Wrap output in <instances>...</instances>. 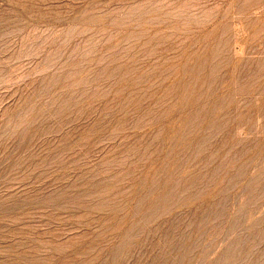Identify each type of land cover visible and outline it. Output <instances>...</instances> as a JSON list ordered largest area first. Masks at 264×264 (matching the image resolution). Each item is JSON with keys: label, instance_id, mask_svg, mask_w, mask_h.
<instances>
[{"label": "rangeland", "instance_id": "rangeland-1", "mask_svg": "<svg viewBox=\"0 0 264 264\" xmlns=\"http://www.w3.org/2000/svg\"><path fill=\"white\" fill-rule=\"evenodd\" d=\"M185 80L191 101L207 89L198 104L231 123L224 135L232 129L251 146H264V0H0V264H108L140 205V185L171 158L173 113ZM241 84L249 90L236 91ZM221 136L207 150L212 166ZM255 150L237 159L252 163L250 176L264 169ZM175 175L193 177L186 170ZM260 179L254 196L247 179L225 189L181 190L157 219L139 220L147 224L144 234L133 236L121 264H221L217 258L234 239L241 243H234L232 264H264ZM85 180L97 188L82 201L87 210L59 199L71 205L64 212L48 199L62 186L81 193L84 184H70ZM189 191L196 194L190 198ZM145 197L156 199L158 190ZM42 201L47 205L37 207ZM249 201L245 213L239 205ZM9 205L16 207L14 220L3 216ZM110 209L120 221L101 220Z\"/></svg>", "mask_w": 264, "mask_h": 264}, {"label": "bare ground", "instance_id": "bare-ground-1", "mask_svg": "<svg viewBox=\"0 0 264 264\" xmlns=\"http://www.w3.org/2000/svg\"><path fill=\"white\" fill-rule=\"evenodd\" d=\"M187 2H189V0H187ZM196 2V1H195ZM146 3H150L149 1ZM175 3V2H172ZM171 3V4H172ZM183 3V1H182ZM197 3H199V1H197ZM140 4V3H139ZM157 4H159L160 7L165 6V2L159 1ZM176 4V3H175ZM169 5V4H168ZM167 5V6H168ZM193 5V4H191ZM196 5V4H195ZM200 5V4H199ZM143 6V5H142ZM146 5H144L143 7H145ZM152 6V5H151ZM158 7V6H157ZM155 7L156 9H152V12H157L158 10H160L159 8ZM172 7V5H171ZM186 7V6H185ZM148 8V7H145ZM168 8V7H167ZM164 9L165 10V14L167 15H172V9ZM175 8V7H174ZM143 9V8H142ZM149 9H146V11ZM151 10V8H150ZM149 10V11H150ZM176 11V10H175ZM190 11V10H189ZM145 13V10L143 11ZM180 14V10L178 11ZM147 13V12H146ZM159 13V12H157ZM163 13V16H164ZM156 14V13H155ZM183 15H185V12L183 10L182 12ZM181 14V16H182ZM141 15V14H140ZM176 15V14H175ZM174 15V16H175ZM125 16V15H124ZM132 16H135L132 14ZM129 16L127 17H132ZM161 16V15H160ZM179 16V15H178ZM180 16V18H181ZM155 17H159V16H155ZM166 17V16H165ZM185 17V16H183ZM139 19V18H138ZM186 20V19H185ZM194 22V21H193ZM190 23V22H189ZM131 35V33H130ZM129 35V36H130ZM128 40V39H127ZM144 44V43H143ZM146 44V43H145ZM158 47V46H157ZM121 50V49H120ZM123 51V50H122ZM127 54H129L127 52ZM124 56V54H123ZM143 58V57H142ZM116 59V58H115ZM168 59V58H167ZM225 59V58H224ZM114 61V60H113ZM142 62V61H141ZM73 63V62H72ZM201 63V62H200ZM263 63V62H262ZM199 65V64H198ZM201 65V64H200ZM200 73H202L203 67L201 68ZM103 70V69H102ZM213 70V69H212ZM185 71V70H184ZM210 71V70H208ZM218 71V70H217ZM216 71V72H217ZM90 72V71H89ZM214 72V71H213ZM235 72V71H234ZM198 73V72H197ZM215 73V72H214ZM127 74V73H126ZM196 74V73H195ZM205 76V73L203 74ZM76 76V75H75ZM78 76V74H77ZM86 76V75H85ZM201 76V75H198ZM210 78L215 77L212 74L210 75ZM235 76V74H234ZM74 77V76H73ZM87 78V77H85ZM181 80V79H180ZM91 82V81H89ZM204 82V81H203ZM195 83V82H194ZM208 83V82H207ZM212 83V81L210 82ZM209 83V85H210ZM236 83V81H235ZM248 84V83H247ZM179 85V84H178ZM181 85L184 86V92L182 94H180V98H179V105L177 106V108L174 110L173 113V118L175 119V124L172 125V131H173V140L170 142L172 144L169 145L170 147L168 148L170 151L169 153L167 152L168 157L171 156L170 159H168V161L165 162V164H160L157 168V170H155L156 174H154L153 177H151V179L148 182H144L140 185L139 190L136 194V198L138 199V201H140V205L135 207L133 209V211H131L128 217V226L127 228H125L122 232H120V242L118 243V245L116 247H114L113 249H109L110 250V261L108 262V264H121L120 260H121V253H125L134 243V238L133 236L140 238V236L142 234H144L145 231V224L144 223H140L139 220L141 219V221L143 219H145L146 221H154V219L156 218L157 215H159L161 212H163L164 210L168 209L170 206H172V201H179V192L181 190H193V189H200V188H209V190L213 189L214 187L216 188H222L225 189L228 187L229 184L233 185V184H237L240 181H243V179H247L249 182V187L248 191L250 194H252V196H254V193L258 190L254 189L253 187H255L254 183L257 184L256 182L261 181L260 178H262L264 180V177L262 175H264V169L261 171V173L256 176V175H248V171L252 165V163H239L238 162V158L243 154H246L249 152V150L251 148H255L256 152H255V156H260L262 158H264V146L260 147V144H257L256 146H251V144L249 142H244L243 140H240V136L236 135V132L234 130L231 129V131H229V133L227 132L224 135V130L226 128H228L230 126L231 123H229V121L227 120H223L222 117L216 113L214 110H204V108H202L203 106L199 105L198 102L202 101L204 98H207L205 93H207V89H204L202 92L200 90V92L193 98V101H191V96L190 99L187 97L186 95V91H187V86L188 83L185 81L181 82ZM194 85V84H193ZM208 85V84H207ZM202 86V85H201ZM217 86V85H216ZM237 86V85H236ZM239 86V85H238ZM231 87V86H230ZM245 87V88H244ZM206 88V87H205ZM208 88V87H207ZM219 89V88H218ZM58 90V89H57ZM64 90V89H63ZM94 90V89H93ZM249 90L248 87H246L244 84H241V86H239V88H236V91L238 92H247ZM67 90H65L66 92ZM206 91V92H205ZM208 91H210L208 89ZM235 91V92H236ZM64 92V91H63ZM68 92V91H67ZM71 92V91H70ZM73 92V90H72ZM75 92V91H74ZM73 92V93H74ZM87 92V91H86ZM98 91L96 90V93ZM193 93V91H191ZM211 92V91H210ZM93 93V92H92ZM96 93H93L96 94ZM145 93V92H144ZM239 94V93H238ZM191 95V94H190ZM215 96V95H214ZM89 97V95H88ZM86 98V97H85ZM132 100V99H131ZM215 101V100H214ZM142 102V101H141ZM216 103V102H215ZM224 103L226 104V102L224 101ZM215 106V105H214ZM219 106V105H217ZM227 106V105H226ZM229 106V105H228ZM161 107V106H160ZM223 107V106H221ZM220 107V108H221ZM252 107V106H251ZM157 108V107H156ZM79 109V108H78ZM259 109L262 111L264 109V105L259 106ZM90 112V111H89ZM163 114V113H162ZM253 114V113H252ZM148 117V115H147ZM201 117H204L206 119V124L203 125L200 123L199 119ZM226 117V116H225ZM237 117V116H236ZM88 118V117H87ZM231 118V117H230ZM236 119V118H235ZM204 120V119H203ZM140 121V120H139ZM58 122V121H57ZM61 122V121H60ZM160 122V121H159ZM167 123V122H166ZM240 123V121H239ZM248 123H250V125L253 127L254 124L256 122H254L252 119L248 120ZM134 125V124H133ZM237 125V124H236ZM258 127V126H257ZM256 128V127H255ZM263 128H264V124H263ZM170 129V128H169ZM238 130L241 128H237ZM249 129V128H248ZM257 129V128H256ZM159 130V129H158ZM239 130V131H240ZM252 130V129H251ZM255 131V130H254ZM262 131V130H261ZM220 132H223V136H221V139L223 138V140L225 139L224 143H222V145L215 151V155L216 158L218 160V164L215 166H212L211 163L212 160L215 159V157H213L212 154H210L207 150L208 148L211 146V140L216 138L218 136V133L220 134ZM241 133V132H239ZM263 133V132H262ZM264 134V133H263ZM257 135V134H256ZM126 136V135H125ZM263 136V135H262ZM242 138V136H241ZM163 140V139H162ZM254 140V139H253ZM252 140V141H253ZM250 141V142H252ZM140 142V141H139ZM215 142V141H214ZM213 142V143H214ZM143 143V142H142ZM124 145V144H123ZM133 145V144H132ZM213 145V144H212ZM125 146V145H124ZM176 146H178L176 148ZM29 146H26L25 148H28ZM148 148V147H147ZM74 149V147H73ZM91 149V148H90ZM144 149V147H143ZM26 151V149H24ZM152 150V149H151ZM150 150V151H151ZM213 150V149H212ZM69 151V150H68ZM135 151V150H134ZM143 151V150H142ZM146 151V150H144ZM28 152V151H27ZM74 152V151H73ZM72 152V153H73ZM147 152V151H146ZM139 153V152H138ZM37 154V153H36ZM145 154V152H144ZM34 155V154H33ZM72 155V154H71ZM127 155V154H126ZM141 155V154H140ZM147 155V153H146ZM114 156V155H113ZM139 156V155H138ZM166 156V155H165ZM181 156L185 157V161L184 162H180L179 158L182 159ZM52 157V156H51ZM165 158V157H164ZM163 158V159H164ZM88 159V158H87ZM162 159V161H163ZM41 160V159H40ZM51 160V159H50ZM113 159H111L112 161ZM250 160V158H249ZM255 160V159H254ZM46 162V160H44ZM119 161V160H118ZM117 161V162H118ZM122 160H120L119 162H121ZM124 161V160H123ZM144 161V160H143ZM149 162V161H148ZM257 162V161H256ZM264 162V160H263ZM261 162V163H263ZM49 163V162H48ZM124 163V162H123ZM158 163V162H157ZM190 165H187V164ZM260 163V164H261ZM230 164L231 168L229 169L227 167V165ZM257 164V163H256ZM255 164V165H256ZM119 165V164H118ZM126 165V164H125ZM124 165V166H125ZM193 165V166H192ZM195 165V166H194ZM129 166V165H127ZM137 166V165H136ZM135 166V167H136ZM173 166V167H172ZM109 167V166H107ZM106 167V168H107ZM113 167V166H111ZM109 167V168H111ZM123 167V166H122ZM189 167V168H187ZM261 167H264L261 166ZM105 168V169H106ZM117 168V167H116ZM119 168V167H118ZM126 168V167H125ZM154 168V167H151ZM108 169V168H107ZM189 171V173L191 174L190 176L193 175V177L191 178H185L184 176H180L179 177H175V174H178L182 171ZM104 171V169H103ZM116 171V170H114ZM134 171V170H133ZM177 173H175V172ZM128 172V171H127ZM259 172V171H258ZM66 173V172H65ZM68 173V172H67ZM71 173V172H70ZM90 173V172H89ZM95 173V172H94ZM93 173V174H94ZM97 173V172H96ZM99 173V172H98ZM109 173V172H108ZM148 173V172H147ZM154 173V172H153ZM152 173V174H153ZM255 173V172H254ZM132 174V173H131ZM252 174V173H251ZM109 176V175H108ZM129 176V175H128ZM138 176V175H137ZM148 177V175H146ZM218 176V177H217ZM86 177V176H85ZM91 176H89L90 178ZM93 178V177H91ZM110 178V177H109ZM145 178V177H144ZM113 179V178H112ZM135 179V178H134ZM88 180V179H87ZM122 180V179H120ZM124 180V179H123ZM138 180V179H137ZM143 180V179H142ZM158 180L160 181L157 185ZM110 181V180H109ZM116 181V180H114ZM139 181V180H138ZM74 183V182H73ZM242 183V182H241ZM84 184V185H82ZM262 184H264V181L262 182ZM71 186H75L78 188L79 185H82V192H71V191H65V187L67 186H62V192H60L58 195H56L55 197H48V199L53 200L55 203H57L59 205L60 210H64L65 211H70V206L68 203L64 202L61 203V201H59V199L61 200H71L70 204H72L73 206H76V209L78 210H87L85 207H90V204H83L82 201L84 198L87 197L88 193L91 195V192L94 193L96 192L95 188L96 186L94 185V183L90 182V181H81L80 183H74V184H70ZM122 186V185H121ZM264 186V185H263ZM106 187V186H105ZM104 188V187H103ZM152 189H157L158 190V197L156 199L153 200H149L145 197V192L146 191H151ZM235 189V188H234ZM262 189V188H261ZM264 189V187H263ZM108 190V189H106ZM205 190V189H204ZM101 193V190H99ZM156 191V190H155ZM240 191V190H239ZM238 191V192H239ZM190 193H187L188 196H190V198L193 196V194L195 192L189 191ZM241 192V191H240ZM97 193V192H96ZM112 193V192H110ZM121 193V192H120ZM8 194H10L8 192ZM196 194V193H195ZM248 194V193H247ZM258 194V192H257ZM81 195H84L83 197ZM104 195V194H103ZM256 195V194H255ZM187 196V197H188ZM244 196V195H243ZM98 197V196H97ZM103 197V196H102ZM118 197V196H117ZM245 197V196H244ZM243 197V199H244ZM247 197V196H246ZM259 198V196H258ZM103 199V198H102ZM116 199V197H115ZM187 199V198H186ZM198 199V198H197ZM242 199V200H243ZM246 199V198H245ZM88 200V198H87ZM111 200V199H110ZM241 200V199H240ZM253 202L251 204V206L254 205L255 201L254 199H252ZM195 201V200H192ZM111 202H114L111 200ZM110 202L108 201L107 204H109ZM229 203V202H228ZM240 203V201H239ZM250 201L249 202H243L241 203V205H239V207L241 206V210L243 212H245V208H247V206L250 205ZM5 204V203H3ZM106 204V205H107ZM204 204V203H203ZM220 204V203H219ZM262 204V203H261ZM30 205V204H29ZM46 202H41L37 207H43L46 206ZM92 205V204H91ZM93 205H97L98 204H93ZM91 207H94V206ZM105 205V206H106ZM213 202H210V207H209V211L212 212V206ZM104 206V205H103ZM217 206V205H216ZM257 206V205H256ZM260 206V205H259ZM263 206V205H261ZM30 207V206H28ZM206 207V206H205ZM204 207V209H205ZM225 207V206H224ZM4 208V206L2 207ZM16 208V207H15ZM13 205H9L8 207H6L5 209H8L10 211H7L5 213H3V216L7 217L10 220H14L15 218H17L18 216L14 215L12 213V209H15ZM115 208V207H114ZM133 208V207H132ZM29 209V208H28ZM90 209V208H89ZM259 209V208H258ZM93 210V209H92ZM128 210V209H127ZM220 210V209H219ZM237 210V209H236ZM109 213H103L100 216L101 220H104L106 224H110V223H114L117 222L118 220L120 221L121 219L120 216L118 215V212L110 209ZM171 211V210H170ZM226 211V210H225ZM253 212V211H252ZM252 212H250L249 214H251ZM257 212V211H256ZM72 213V212H71ZM231 213V212H229ZM246 213V212H245ZM91 214V213H89ZM226 214V213H225ZM264 214V213H263ZM127 215V214H125ZM234 215V214H233ZM242 215V214H241ZM252 215V214H251ZM124 216V215H123ZM218 217H220L221 219H223V215H219L217 214ZM231 216V215H230ZM227 217V214H226ZM124 218V217H123ZM136 218V219H135ZM139 218V219H138ZM143 218V219H142ZM207 218V217H206ZM250 218V215H249ZM247 218V219H249ZM157 219V218H156ZM232 219V218H231ZM241 219V217L239 218ZM251 219V218H250ZM253 219V218H252ZM100 220V222H101ZM123 220V219H122ZM216 220V219H215ZM235 220V219H234ZM255 220V218L253 219ZM261 220V219H260ZM264 220V218H263ZM262 220V222H263ZM243 221V220H242ZM257 221V220H256ZM255 221V222H256ZM103 222V221H102ZM108 222V223H107ZM127 222V223H128ZM233 222V221H232ZM236 222V221H235ZM248 222V221H247ZM254 222V223H255ZM259 222V219L258 221ZM124 223V222H123ZM238 223V222H237ZM240 223V222H239ZM245 223V221H244ZM261 223V222H260ZM119 224V223H118ZM230 224V223H229ZM242 224V223H241ZM248 224V223H247ZM251 224V223H250ZM257 224V223H256ZM255 224V225H256ZM259 224V223H258ZM116 225V224H115ZM122 225V224H121ZM120 225V226H121ZM127 225V224H126ZM264 225V223H263ZM262 225V226H263ZM125 226V225H124ZM234 224L231 226L229 225V227H231L233 229ZM124 228V227H122ZM236 228V227H235ZM107 229H109L107 227ZM251 229V228H250ZM115 230V229H113ZM233 231V230H232ZM91 232V231H90ZM254 233V232H253ZM259 234L262 235V237L264 236V227L261 230H258ZM257 235V234H256ZM255 235V236H256ZM252 236V235H251ZM257 237V236H256ZM261 237V239H262ZM238 238V237H237ZM257 239V238H256ZM142 240V239H141ZM236 241H231L229 244V249L226 253H222L220 254L218 259V262H220L221 264H232V260H234L233 258L235 257L232 252H234L236 250L234 243L236 245H238V243H241L240 239H234ZM244 240V239H243ZM242 240V241H243ZM215 241V240H214ZM252 241V240H251ZM258 241V239H257ZM253 242V241H252ZM73 243V242H72ZM250 245V242H249ZM107 247V245H106ZM111 247V246H110ZM208 248V247H207ZM252 248V247H251ZM238 250V248H237ZM95 251L94 246L91 248H88V252L93 253ZM244 251V250H243ZM87 252V253H88ZM251 252V251H250ZM240 253V252H239ZM252 253V252H251ZM182 254V252H181ZM208 254V253H206ZM205 255V252L203 254V256ZM244 255V254H243ZM207 256V255H206ZM234 256V257H233ZM183 257V256H182ZM185 257V256H184ZM243 257V256H242ZM248 257V256H247ZM180 258V257H179ZM238 258V257H237ZM181 259V258H180ZM236 259V258H235ZM48 261V260H47ZM190 261V260H189ZM94 262V261H93ZM236 262V261H235ZM102 263V262H101ZM93 264H98V263H93Z\"/></svg>", "mask_w": 264, "mask_h": 264}]
</instances>
